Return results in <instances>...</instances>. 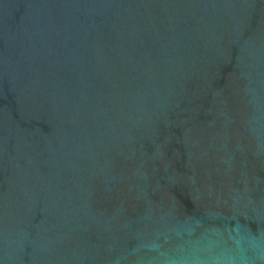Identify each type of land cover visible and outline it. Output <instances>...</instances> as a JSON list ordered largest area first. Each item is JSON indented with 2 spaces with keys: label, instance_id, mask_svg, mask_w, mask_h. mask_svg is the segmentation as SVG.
I'll return each mask as SVG.
<instances>
[{
  "label": "water",
  "instance_id": "1",
  "mask_svg": "<svg viewBox=\"0 0 264 264\" xmlns=\"http://www.w3.org/2000/svg\"><path fill=\"white\" fill-rule=\"evenodd\" d=\"M0 264H264V0H0Z\"/></svg>",
  "mask_w": 264,
  "mask_h": 264
}]
</instances>
